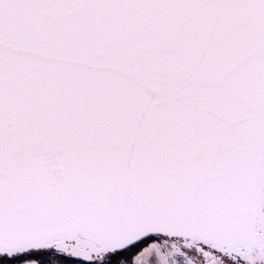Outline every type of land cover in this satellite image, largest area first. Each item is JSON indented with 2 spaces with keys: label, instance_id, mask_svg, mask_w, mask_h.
<instances>
[{
  "label": "snow or ice",
  "instance_id": "1",
  "mask_svg": "<svg viewBox=\"0 0 264 264\" xmlns=\"http://www.w3.org/2000/svg\"><path fill=\"white\" fill-rule=\"evenodd\" d=\"M0 264H264V0H0Z\"/></svg>",
  "mask_w": 264,
  "mask_h": 264
}]
</instances>
